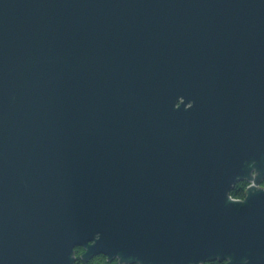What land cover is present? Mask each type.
I'll use <instances>...</instances> for the list:
<instances>
[{
    "label": "water",
    "instance_id": "95a60500",
    "mask_svg": "<svg viewBox=\"0 0 264 264\" xmlns=\"http://www.w3.org/2000/svg\"><path fill=\"white\" fill-rule=\"evenodd\" d=\"M263 181L264 0H0V264H264Z\"/></svg>",
    "mask_w": 264,
    "mask_h": 264
},
{
    "label": "trees",
    "instance_id": "16d2710c",
    "mask_svg": "<svg viewBox=\"0 0 264 264\" xmlns=\"http://www.w3.org/2000/svg\"><path fill=\"white\" fill-rule=\"evenodd\" d=\"M246 184L244 182L236 183L230 191L228 192L227 196L232 200H241L243 198L242 191L245 189ZM73 264H116V260H112L110 262L104 261L105 258L102 256H97L91 259H88L87 261L80 262L78 259V256L82 254V250L79 248H76L73 250ZM204 264H222L216 261L207 262Z\"/></svg>",
    "mask_w": 264,
    "mask_h": 264
},
{
    "label": "built area",
    "instance_id": "2783aa9c",
    "mask_svg": "<svg viewBox=\"0 0 264 264\" xmlns=\"http://www.w3.org/2000/svg\"><path fill=\"white\" fill-rule=\"evenodd\" d=\"M251 177H252V174H251ZM263 182H264V181H263ZM245 184H246V187H248V186L251 185V183H245ZM246 187H245V188H246ZM260 188H261V189L264 188V183H262V185L260 186ZM242 199H243V198H242ZM242 199H241V200H242ZM231 200H232V199H231ZM241 200H233V201H241Z\"/></svg>",
    "mask_w": 264,
    "mask_h": 264
},
{
    "label": "flooded vegetation",
    "instance_id": "af4514ba",
    "mask_svg": "<svg viewBox=\"0 0 264 264\" xmlns=\"http://www.w3.org/2000/svg\"><path fill=\"white\" fill-rule=\"evenodd\" d=\"M264 183V182H263Z\"/></svg>",
    "mask_w": 264,
    "mask_h": 264
}]
</instances>
